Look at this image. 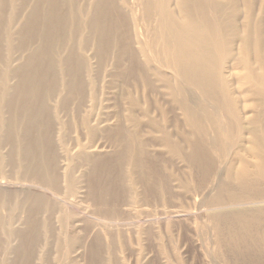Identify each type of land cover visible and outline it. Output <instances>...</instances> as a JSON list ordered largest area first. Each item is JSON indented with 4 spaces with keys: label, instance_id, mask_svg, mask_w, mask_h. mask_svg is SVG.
Listing matches in <instances>:
<instances>
[{
    "label": "rangeland",
    "instance_id": "obj_1",
    "mask_svg": "<svg viewBox=\"0 0 264 264\" xmlns=\"http://www.w3.org/2000/svg\"><path fill=\"white\" fill-rule=\"evenodd\" d=\"M2 1L5 2L6 0H0V264H237L239 261L236 260L239 257L243 262L253 260V255H257L258 252L252 249L254 242L251 241L252 237L250 235L243 237V240L246 241L242 242V246L247 248L244 252L249 253L248 255H251L252 259L248 258L247 254L241 255L234 244L238 236H233L235 230L233 222L236 221L234 219L237 216L233 215L244 210L233 207L219 208L215 202V204L207 202L206 198L217 193L218 188L209 191L206 189L202 193L196 191L201 175L194 174L195 171L186 162L172 158L167 150L160 147L164 131L173 134L175 142L183 141L182 136L178 137V134H180L178 127H184L182 115L178 113L180 111L174 109L171 105V98L167 92L160 91V83L153 78V88L147 87V89H144L142 87L138 90V94L133 93V98H138L140 102V106L133 110L128 105L129 100L126 96L131 91L135 92L133 88L137 85V82H140L139 78H132L131 76L126 78L117 77L118 70L111 67L114 64L112 58H105L104 63L96 60L89 63L86 58L87 62L82 74V93L77 94L71 89L70 95H73L66 99L68 92L64 86L69 79L63 78V71L55 59V51L52 50L48 60L39 59L41 65L38 66V71L40 72L41 68V74L38 73L34 77L36 79L34 80L36 82L34 88L33 85L29 86L27 75L25 76L27 82L24 79L23 83L25 87L21 89L19 85L20 91L23 90L19 94L16 91L18 90L19 78L16 80L11 78V75L10 78L7 77V67L9 66L6 62L9 63L12 60L13 70L15 72L19 71V69L26 66V61L30 56L34 52L36 53L38 45L30 42L32 41L31 38L27 37L26 40L29 42L25 41V49L18 50L21 53L17 51L16 48L18 44L20 45V39L18 38L20 36H16L19 25L15 21L13 24L15 15L13 10L15 9L16 12L18 8L24 6L26 8L23 12L26 16L29 14V8L31 11V7L27 5H32L31 1L33 0H7L5 4ZM9 1H11V5ZM73 1L78 6H83L81 7L83 9L87 6L86 0H64L66 5L64 12L67 10L69 30L71 27H73L71 30L78 28L71 25L73 24L71 19V2ZM160 1L164 2V0H131L133 8L127 9V16H130L131 19L138 17V19H135L143 23V28L149 29L147 35V42L150 43L149 50L152 51L153 55L156 53V58L164 62L171 59L173 48H168L170 33L166 27V17L160 14ZM81 2L83 3L81 4ZM147 4H151L153 7L150 17L147 16ZM175 4L176 1L174 0L170 3L171 10L175 11ZM136 11L138 15L135 13ZM83 20L82 23L85 21ZM133 27V24H131L132 31L134 30ZM84 33V39H86L88 31L86 30ZM9 54H11V57ZM216 58L220 62L221 56L219 54H216ZM160 60L155 65L159 71L161 69ZM44 62L45 64H43ZM46 62L51 64H47V66ZM3 64L5 66L7 64V69ZM43 66L46 68L44 67V69ZM47 68L49 71L46 70ZM42 71L44 72L42 73ZM3 74L4 76H2ZM46 75H49L48 79L50 80L47 79ZM5 77L6 79H4ZM73 79L70 80L72 86L74 85ZM36 91L38 94L35 93ZM24 92L25 95L21 96ZM32 92L33 94H31ZM13 95H17V97H13ZM34 96L37 98L35 99ZM145 103L146 107H144ZM88 109H91L92 112ZM145 109H150V112L144 114L143 112L146 113ZM32 110L37 111L36 114ZM152 112L154 113L152 114ZM30 113L33 114L29 116ZM131 113H134L142 123L140 130H137L133 123L125 122V118ZM83 114L85 115L83 116ZM89 116L92 119L90 125L86 122ZM119 119L123 120L122 126H124V129L122 131L127 132L126 135L124 134L123 141H132L133 134L138 131L139 139L149 143L150 155L153 157L160 156L159 161H153L157 164V171L160 175V180H155V182L164 183V177L166 185H168V192H164L161 188L158 191L146 192L144 188L136 186L133 179L129 177V167L127 161L124 160V164L120 165L123 168L116 164L115 168L117 167V169L115 171L124 173L125 178L119 180V182L115 181L112 189H107L104 186L97 187L94 190L91 189L95 180L96 160L94 156L90 155L110 156L113 161L115 160L121 144L118 141L119 128L122 124L119 123ZM94 120L95 122H93ZM150 120H154L156 124L158 123L157 125L160 128L157 129V125L154 126ZM83 125L86 127H83ZM102 125L103 127H101ZM171 126L173 127L171 128ZM161 128L162 130L165 128L163 132ZM91 130H95L93 137H91L93 135ZM231 145L238 152L239 144L233 143ZM221 149L224 160L218 164L224 163L226 159L228 161L233 158L225 141L222 142ZM76 154L77 156H74ZM179 180L186 183L185 187L181 186ZM70 191L75 192V194ZM223 194L226 197L230 193L225 191ZM57 201L58 203H56ZM82 201H85V203L83 202L85 209L82 208ZM82 209L84 210L82 211ZM176 211L182 212L185 217L179 220L174 218L173 213ZM89 215L92 216L89 218ZM61 220H64L63 223ZM219 231L222 232V240L217 235ZM68 232H72V234H68ZM31 234L32 236H29ZM62 236L64 237L62 238ZM232 236L237 239H231ZM29 237L33 240H30ZM25 242L27 243L24 246ZM60 244L62 245L60 246ZM27 246L31 249H28ZM58 248V253L61 254L57 253ZM53 259L57 262H54Z\"/></svg>",
    "mask_w": 264,
    "mask_h": 264
},
{
    "label": "bare ground",
    "instance_id": "obj_2",
    "mask_svg": "<svg viewBox=\"0 0 264 264\" xmlns=\"http://www.w3.org/2000/svg\"><path fill=\"white\" fill-rule=\"evenodd\" d=\"M172 1L173 0H164V2L160 1L159 3L160 14L166 17V27L170 33L168 37V43H170V45L168 48H173L171 59L163 62V60L156 58V53L153 55L152 51L149 50L150 43L147 42L149 29L143 28V23L136 20L138 17H135L136 19L134 17V19H131L130 16H127V9L132 7L131 0H86L87 6L84 9L81 8L83 6H78L75 1L71 2V19L73 23L71 25L78 27L75 30H71L73 27H71L70 30L68 29L67 10L64 12L66 7L64 0H33L31 1L32 5H27L31 7V11L30 8L29 12L27 11L29 13L28 15L25 16L23 12L26 8L24 6L18 8V11L16 12L15 9L13 10L15 13L13 24L15 21L16 24L19 25L16 36H20L18 37L20 39V45L18 44V47L16 48L17 51L25 49V41H27V37L31 38L30 40L32 41L30 42L38 45L37 51L36 53L34 52L30 58L27 56L29 59L26 61V66L19 69V71L15 72V70H13L14 64L12 65V60H10L9 63L8 61L6 62L9 67H7V64L6 66L3 64L5 68H8H6L7 77L10 78L11 75V78L16 80L19 78V83L17 84L18 90H16L19 94L21 92L20 90L25 87L23 83L24 79H26L25 76L27 75L29 80L28 83L30 84L29 86L33 85L34 88L36 84L34 81L36 79H34V77L38 73L41 74L40 67V72L38 71V66L41 65L39 64V59L48 60L51 51L54 50L55 59L63 71V78L69 79L64 86L68 92L66 97V99H68L73 95H70L71 89L77 94L82 93V74L87 59L89 63L95 60L104 63L105 58H112L114 64L113 66H110L118 70L117 77H138L141 82H137V85L133 88L135 92L131 91L126 96L129 100L128 105L133 110H136V108L140 106L139 99L133 98V93L138 94V90L142 87L144 89H147V87L153 88V78H155V80L160 83V91H166L171 98V105H173L174 109L180 111L178 113H181L184 125L183 128L180 126L178 127L180 129L178 137H183V141L181 142H175L173 134L169 132L166 133V131H164L165 128L163 130L161 128L162 132H164L163 136L161 135L163 141H161L160 147L167 150L172 158H177L186 162L187 165L196 172H194V174L201 175V179L198 178L200 180L196 186V191L202 193L206 189L209 191L218 188L217 193L206 198L207 202H215L219 208L226 209L233 207L244 210L243 212L239 211L240 213H233V216L237 215L235 217L236 219H234L236 221L233 222L234 224L232 223L235 227L233 236H238V239L233 236L231 239H237H234L235 247H237V250L241 255H246L247 253L244 251L247 248L242 246V242L246 241L243 240L244 236L250 235L252 237L251 241L254 242V247H252V249L257 251L258 254L255 256L253 255V258L251 255H248V253V258H253V260H246L244 262L240 260L239 257L236 260L239 261L237 264H264V0H174L176 1L175 11L171 10L170 7ZM82 3L83 2H81V4ZM9 4L11 5V1H9ZM146 11L147 16L150 17L153 11L151 4H147ZM135 13H137V11ZM82 19L85 20H83V23ZM131 24L134 26L133 31L131 29ZM86 30L88 31V37L84 39V31L86 32ZM136 32L137 34H135ZM27 50L29 49L27 48ZM30 50L32 51V49ZM18 52L21 53L20 51ZM11 54H9L10 57ZM216 54L221 56V63L218 62ZM18 60H20V58H18ZM159 60L161 66L160 71L155 67V65L159 63ZM43 64H45V62ZM47 64L51 63L46 62V65ZM45 66H43V68ZM46 70H48V68ZM169 71L172 72L170 73ZM43 72L44 71H42V73ZM105 72L104 74H106ZM46 74L48 73L46 72ZM49 75H46L47 79L49 78ZM93 75L94 74L92 73V76ZM2 76H4V74ZM72 78H74L73 86L72 81H70ZM4 79H6V77ZM7 80L5 81L7 82ZM135 80L138 81L137 79ZM25 82H27V79ZM27 85L26 88L28 87ZM25 92L21 94V96L25 95ZM35 93H37V91ZM31 94H33V92ZM17 95L15 96L17 97ZM26 95H28V93H26ZM15 96L13 95V97ZM34 97L35 99L37 98L36 96ZM39 98L41 97L39 96ZM22 99L24 100V98ZM19 100L21 99L19 98ZM35 101L37 102V100ZM22 103L19 104L21 105ZM144 105L143 106L146 107V103ZM95 107L96 105L94 108ZM98 108H100V106H98ZM88 110L91 111V109ZM34 112L35 111H33V113ZM140 112L142 113L143 111ZM147 112L149 113L150 109H147L146 113H143L147 114ZM33 113H30L29 116ZM153 113L154 112H152V114ZM84 115L85 114H83V116ZM146 117L148 118V115ZM29 118L31 119V117ZM91 120V116H89V119L86 120L87 124L90 125ZM153 121L154 120H152L151 123L156 126L158 123L156 124L155 121ZM93 122H95V120ZM125 122L133 123L137 130L142 128V123L134 113L129 114V116L125 118ZM119 123H122L120 124L121 126L118 133V141L121 144L120 151H118L119 153L116 155L115 160L113 161V158H110V156L104 157L103 155H90L94 156L96 160L95 180L91 189L94 190L101 186H104L107 189H112L115 181L119 182V180L125 178L124 173H118L115 171L117 169V167L115 168V165L118 164L120 166L124 164V161H127L129 172L131 173L128 172L130 175L129 177L133 179L136 186L144 188V191L146 192L158 191L160 188L163 189L164 192H168V185H166L164 177V183L160 184L158 181L155 182V180H160V175L157 171V164L153 161H159L160 156L156 155L154 156L156 158H154L150 155L148 150L150 145L147 141L139 139L138 131L133 134L131 138L132 141H123L122 139L125 138L124 134L126 135L127 132L125 130L122 131L124 129V126H122L123 120L119 119ZM103 125L101 127H103ZM83 127L86 126L83 125ZM172 127L173 126H171V128ZM158 128L160 127L157 125V129ZM94 131L91 130V133L93 134ZM94 135L95 134L91 137ZM16 136L18 135L16 134ZM223 141L228 145V151L233 158L228 161H226V159L224 163L218 164L224 160L223 151L221 149ZM78 143L79 142L77 141V144ZM233 143L239 144L240 148L238 152L231 145ZM97 151L99 152V150ZM74 156H77V154ZM120 167L123 168V166ZM103 183L105 184L103 185ZM180 183L182 187L186 184L182 181H180ZM71 185L73 186V184ZM47 186L49 185L47 184ZM225 191L230 193L226 197H224L225 195L223 194ZM55 193L57 194L56 191ZM71 193L75 194V192ZM68 194L66 195L68 196ZM83 202L85 203V201H82V204ZM56 203H58V201ZM59 205L60 203L58 206ZM109 207L111 206L109 205ZM82 208L85 209L84 204ZM84 209H82V211ZM173 215L174 218H177L178 220L185 217L180 211L174 212ZM91 216L89 215V218ZM77 232L79 231L77 230ZM69 233L70 232H68V234ZM70 234H72V232ZM74 235H76V233H74ZM217 235H219V238L222 240V232L219 231V234ZM29 236H32V234ZM33 236L35 235L33 234ZM63 237L64 236H62V238ZM30 238L31 237H29V239ZM30 240H33V238ZM27 242L24 243V246ZM61 245L62 244H60V246ZM29 248L30 247H28V249ZM58 252L59 248L57 250V253ZM55 261L56 260H54V262Z\"/></svg>",
    "mask_w": 264,
    "mask_h": 264
}]
</instances>
